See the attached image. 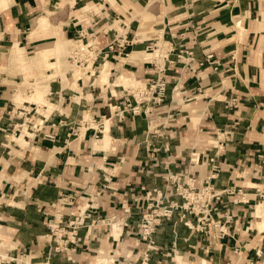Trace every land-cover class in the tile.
<instances>
[{
  "label": "crops",
  "instance_id": "0c3cea01",
  "mask_svg": "<svg viewBox=\"0 0 264 264\" xmlns=\"http://www.w3.org/2000/svg\"><path fill=\"white\" fill-rule=\"evenodd\" d=\"M142 13L149 21H132ZM117 23L128 30L126 56L97 60L76 80L69 71L43 83L52 108L43 105L42 114L23 102L29 115H19L13 99L24 78L0 73V230L7 245L0 253L13 258L5 262L19 264L15 256L31 253L44 264H95L96 254L100 264H142L137 223L143 191L163 190L166 171L200 183L209 171L206 157L214 155L219 168L213 186L239 189L223 196L216 211L220 219L230 216L228 234L202 236L181 223L172 226L173 216L155 230L156 248L146 264H264V0H0V56L11 51L9 60L18 63L22 50L33 54L56 44L62 50L78 33L83 39L93 33L104 47ZM159 44L165 53L160 61L141 57ZM179 48L196 62L209 55V63L184 68ZM5 63L0 58V68ZM155 66L167 84L164 102L146 116L108 119L110 96L118 103L124 98L122 86L113 85L116 75L147 83ZM84 116L87 129L78 127ZM41 118L42 129L32 130ZM57 121L62 124L50 126ZM61 196L68 200L58 202L63 219L89 203L97 218L78 230L66 254H47L43 222ZM111 216L121 225L118 234L107 221Z\"/></svg>",
  "mask_w": 264,
  "mask_h": 264
},
{
  "label": "built area",
  "instance_id": "2783aa9c",
  "mask_svg": "<svg viewBox=\"0 0 264 264\" xmlns=\"http://www.w3.org/2000/svg\"><path fill=\"white\" fill-rule=\"evenodd\" d=\"M112 32L111 40L104 47L97 45L93 33L84 36V39L82 34L78 33V38L67 45L66 61L68 65L88 72L97 60H100L101 64H103L109 59L115 60L125 57L126 48L129 45L126 25L117 23ZM157 48L155 45H151L148 51L152 53ZM164 54L163 51V56ZM176 58L182 61L184 68H190L192 65L200 67L203 63H209L210 56H205L203 61L196 62L193 60L190 51L179 48ZM154 68L155 77L149 82L140 83V81H136L137 85L133 87H121L124 92L122 103H118L113 96H110L112 99L110 98L106 105L108 119L114 118L116 121L121 122L124 114L127 113L131 116L141 113L146 116L149 114L151 107L160 106L163 103L167 84L162 79V67L155 66ZM21 105L24 108V103ZM26 109H19V115H29V111H26ZM43 120L41 118L39 121H34L30 128L40 131L44 124ZM86 122V120H83L81 122L82 125L78 127L82 128L85 126V129H87L89 126ZM30 123L31 120H28L25 124ZM60 124L62 122L57 121L55 124H50V126ZM31 129L30 132H32ZM97 134L93 136L96 138ZM43 138L52 141L54 135L46 134L43 135ZM206 159L209 171L200 183L194 184L191 178L184 179V175L181 173L173 174L166 171L161 176L164 181L163 190L152 187L143 191L144 206L137 223L138 239L144 243V249L141 252L142 264H146L148 252L156 248L153 239L155 230L163 221L169 220L173 216H175V220L172 221V226L178 222L190 232L198 233L202 236L211 234L214 238L221 239L228 234L226 223L229 221L230 216L227 215L220 219L216 211L219 204H221L223 196L238 194L239 189L215 188L210 180L219 168V163L215 161L214 155L207 156ZM67 201L64 196H61L56 203L50 204L53 211L43 222L47 228V233L41 239L47 244V254H50V252H64L66 254L69 245H75L78 240V230L92 225L97 218V216H93L94 208L89 203L82 207H75L74 210L67 213L68 218L66 220L63 219V213L58 208V202ZM123 212H128V208H123ZM87 219L88 223H85ZM107 221H114V216L107 218ZM172 232L174 233V229H172ZM10 259L13 260L12 257ZM10 259L7 260L10 261ZM0 264H3L1 259ZM245 264H254V262L247 261Z\"/></svg>",
  "mask_w": 264,
  "mask_h": 264
},
{
  "label": "rangeland",
  "instance_id": "374dc122",
  "mask_svg": "<svg viewBox=\"0 0 264 264\" xmlns=\"http://www.w3.org/2000/svg\"><path fill=\"white\" fill-rule=\"evenodd\" d=\"M92 10L96 11V9L94 7L92 8ZM131 18H132V21L137 19V18H139V21H140L141 24L146 22V21H149V18L147 16H145L143 13L139 14L137 16L133 15V16H131ZM67 45H69V43L62 44V46H63L62 50L63 51L59 50V46L56 44L51 49L44 50V51L43 50L42 51H37V52H34L33 54H27L21 49L22 52L21 53H17L18 57H19L18 58V61H19L18 63L14 62V61L11 62L9 60V55H10L11 51L0 56L1 59L6 60V63L4 65H2L3 68H0V73H8L9 72V74L13 75L14 73L17 72V73H21L23 78H24V82L21 85H16L15 86V89L17 90V93H16V95H15V97L13 99V103L15 104V108L17 110L24 109V108H22L21 104L23 102H25V103H29V104H35L38 107V109H37L38 113L42 114V111L40 110V107H42L43 105H45L48 110H50L52 108L50 105L49 106L47 105V102L44 99V91H43V88H42L43 83L50 81V79L54 78V76L56 78H57V76H61L63 78L65 73L69 72V71L72 72V76H73L74 80H76L78 77H83L82 75H83L84 71H80V68H74V67L72 68L71 66L68 65V63L66 61ZM15 47H17V46H15ZM159 47H160V45H158V48ZM30 55H32V56H30ZM55 55H57L58 57L55 58L54 57ZM162 56H163V53H161V51L159 53H157L155 50L152 53L150 52V53H147V54H145V53L141 54V57L143 59H145L146 61L148 59H150V60L151 59L152 60L156 59V61L157 60L160 61ZM21 57H23V60L26 61V62L28 60L29 63H32L33 61L36 62V60H38V61L36 63L33 62L34 65H32V66L31 65H25L24 66V63L22 64V62H21ZM48 58H53L52 62H49ZM121 61H123V60L121 59ZM105 67H106V65H105ZM105 67L103 68V72L106 71ZM47 69L48 70H52L56 74L52 75V76H49V77H46L45 76V74H46L45 70H47ZM26 71L30 72L31 78H33L32 81H29V83H28V80H27ZM78 72H80V73H78ZM122 79H128L129 81H127L126 83H122L120 81ZM98 80H99V78H98ZM136 81L137 80H135L132 76H128V75L123 73L119 77H118V75H116V78L114 80L113 85L122 86L123 88L130 87V86L133 87L134 85H137ZM25 90H27L28 92L25 93ZM21 92H24L25 95L21 96L20 95ZM174 94L177 95L178 92L175 91ZM165 98H166V91H165ZM165 98H164V100H165ZM24 106H26V105L24 104ZM83 119L86 120L85 116L83 117ZM22 129H24V128L22 127ZM19 138L21 139V137H19ZM19 138H17V139H19ZM10 139H15V138L13 136H11ZM23 146H24V144H23ZM256 207H257V205L255 206V211H256ZM257 221H260V220H257ZM257 221H256L257 228L258 229H262V227L258 225ZM1 232L2 231L0 230V250H2L0 252L3 253V251L7 247V245L5 244L6 241L1 236ZM110 233H111V230H110ZM117 233H120V231L117 232ZM112 237L115 238L114 235H112ZM121 248L125 249L123 246ZM97 251H98V249H97ZM104 252L106 253V251H104ZM2 253H0V255L2 257H4L6 254L4 253L5 254L4 255ZM27 254H28V256H25V257H21V256L17 255V256H15V258H17V259H14V260L16 262H18L19 264H23V262H25V263L28 262V263H31V264H36L37 262H39L37 264H44V263H42L43 260L30 259L29 257L31 255V253H27ZM6 256L3 259H1L3 264H4L5 261H7ZM97 257H98V254H96V257L92 258V261L95 262V264H100V263L97 262V260H98ZM106 257L109 258V256L107 254H106ZM176 257L179 259L178 256H176ZM8 258H10V257H8ZM111 263H107V264H111ZM201 263L203 264L202 260H201ZM5 264H7V262H5Z\"/></svg>",
  "mask_w": 264,
  "mask_h": 264
},
{
  "label": "bare ground",
  "instance_id": "6f19581e",
  "mask_svg": "<svg viewBox=\"0 0 264 264\" xmlns=\"http://www.w3.org/2000/svg\"><path fill=\"white\" fill-rule=\"evenodd\" d=\"M43 24V23H42ZM163 43V42H162ZM160 45V44H159ZM161 46H163V45H161ZM159 47L157 50H155L157 53H159L160 51H161V53H163V47ZM164 48H165V44H164ZM154 60H156V59H154ZM158 61V60H157ZM73 68V67H72ZM80 71H83V69H80ZM77 73V72H76ZM78 73H80V72H78ZM122 83H126L127 81H129L128 79H122V80H120ZM258 208H259V206H258ZM263 209V208H262ZM262 216L264 215L262 212H261V207H260V212H259ZM264 217V216H263ZM114 223V224H113ZM110 227H111V229H112V231H114L115 232V234H118L117 232H119L120 231V227H121V225L119 224V222H117V221H110ZM0 229H1V227H0ZM103 252V251H102ZM100 253V252H99ZM5 257V256H4ZM4 257H2L1 255H0V259H3ZM103 260V259H102ZM106 260V259H105ZM108 262V261H107ZM109 263V262H108Z\"/></svg>",
  "mask_w": 264,
  "mask_h": 264
}]
</instances>
